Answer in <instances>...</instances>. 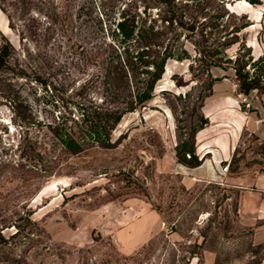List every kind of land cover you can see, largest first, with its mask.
Wrapping results in <instances>:
<instances>
[{
  "label": "rangeland",
  "instance_id": "374dc122",
  "mask_svg": "<svg viewBox=\"0 0 264 264\" xmlns=\"http://www.w3.org/2000/svg\"><path fill=\"white\" fill-rule=\"evenodd\" d=\"M127 1L0 0V32L13 47L0 69V264H261L264 214L243 211L240 187L264 177V94L240 92L233 68L200 60L194 35L164 31V46L191 59L167 61L153 98L123 114L110 148L72 154L58 140L82 105L128 101L104 79L128 65L112 37ZM232 1L253 22L242 37L256 59L264 0ZM130 5L158 17L154 2ZM209 146L229 148V160ZM191 147L210 167L214 158L219 177L185 175L178 149L188 162Z\"/></svg>",
  "mask_w": 264,
  "mask_h": 264
},
{
  "label": "trees",
  "instance_id": "16d2710c",
  "mask_svg": "<svg viewBox=\"0 0 264 264\" xmlns=\"http://www.w3.org/2000/svg\"><path fill=\"white\" fill-rule=\"evenodd\" d=\"M157 6L158 17L150 14L151 7L143 11L133 10L128 0L121 6L119 19L112 32V37L124 46L128 65L120 70L111 68L104 73L106 89L117 99L121 95L128 98L124 104L114 103L106 109L97 107L94 112L81 106V119L73 120L72 126H62L57 138L62 146L72 154L83 152L86 146L96 144L102 148L112 146V130L119 124L123 114L144 107L153 98L156 83L162 78L169 59L182 61L191 59L184 53H174L161 38L164 31L171 29L197 37L200 60H206L212 66L233 68L238 80L239 91L249 94L258 90L264 94V55L254 59L242 33L253 25L247 14H238L228 8L232 0H148ZM244 3L261 5L262 0H244ZM0 40L6 41L0 46V69L6 65L13 53V47L0 32ZM130 44H135L132 56ZM237 46L234 58L227 50ZM164 49L161 52L156 49ZM219 79H214L218 81ZM108 83V84H107ZM182 147V145H181ZM178 161L190 168L201 165L194 155L185 162L179 148Z\"/></svg>",
  "mask_w": 264,
  "mask_h": 264
},
{
  "label": "crops",
  "instance_id": "0c3cea01",
  "mask_svg": "<svg viewBox=\"0 0 264 264\" xmlns=\"http://www.w3.org/2000/svg\"><path fill=\"white\" fill-rule=\"evenodd\" d=\"M1 28H6L4 24L0 21V31ZM219 149L221 153V157L219 158L222 162L228 161L230 157L229 148L219 147V146H209L205 149ZM212 154L211 152L206 153V155ZM201 165L196 168H186V176L195 181H208L213 177H219L217 173V166H214V158L211 161V167L208 165L209 163L205 158H202ZM216 165V164H215ZM215 177V178H216ZM243 190V211L248 214L259 216L264 214V177H259L254 180L252 185L240 187ZM255 199L257 202L253 206L249 204V200ZM259 219H263V217H258ZM264 240V239H259ZM261 264H264V260Z\"/></svg>",
  "mask_w": 264,
  "mask_h": 264
},
{
  "label": "bare ground",
  "instance_id": "6f19581e",
  "mask_svg": "<svg viewBox=\"0 0 264 264\" xmlns=\"http://www.w3.org/2000/svg\"><path fill=\"white\" fill-rule=\"evenodd\" d=\"M169 67V66H168ZM166 70V69H165ZM166 76V75H165ZM168 78V77H167ZM166 81V80H165ZM163 84V83H162ZM160 86V85H159ZM163 86V85H162ZM162 88V87H161ZM161 93V92H160Z\"/></svg>",
  "mask_w": 264,
  "mask_h": 264
}]
</instances>
